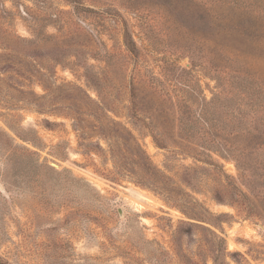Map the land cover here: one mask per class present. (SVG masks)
Masks as SVG:
<instances>
[{
  "label": "rangeland",
  "instance_id": "374dc122",
  "mask_svg": "<svg viewBox=\"0 0 264 264\" xmlns=\"http://www.w3.org/2000/svg\"><path fill=\"white\" fill-rule=\"evenodd\" d=\"M220 15L0 0L1 264H264V19L219 58Z\"/></svg>",
  "mask_w": 264,
  "mask_h": 264
},
{
  "label": "trees",
  "instance_id": "16d2710c",
  "mask_svg": "<svg viewBox=\"0 0 264 264\" xmlns=\"http://www.w3.org/2000/svg\"><path fill=\"white\" fill-rule=\"evenodd\" d=\"M213 1L216 3V6L219 7L220 10H222L223 14L226 16H219V25L216 26L217 28L215 29L216 31V36L221 39L227 40V43H221L216 46L217 50V55L219 58H222L225 54H231L232 52H237L238 54L242 53L235 48H233V45L235 44H243L244 46H256L259 42H256V38H254L253 35L250 33L253 32L254 26L251 24L250 20L251 18L257 19H264V0H199V6L206 7L207 2ZM132 8L135 11H138V8L136 6H132ZM175 10H179L177 7ZM237 16V14L242 17V20L244 22H240V29L237 31L239 25L237 24H232V20L234 17ZM235 16V17H236ZM247 20V24H246ZM262 21V20H261ZM174 22V20H173ZM235 37H237V42ZM238 44V45H240ZM132 51L131 49H129ZM238 56H233L232 59L236 58ZM231 60V59H230ZM222 71V70H218ZM224 72V71H223ZM220 98V97H219ZM152 132L154 133L153 139L155 141V144L162 147V148H167L169 144L165 142L162 138L163 133L159 129V127L155 126L153 124ZM179 150L184 152L185 150L187 153L192 151L191 153H195V150L193 151L192 148L189 146H177ZM232 151V150H230ZM196 155V154H195ZM244 167L245 164H244ZM146 181L149 182V184L156 190L158 191H164L165 189V182H161L160 180L156 179L152 174H146L145 175ZM243 194H241L242 196ZM238 196V195H237ZM236 196V197H237ZM237 199H240V196L237 197ZM241 200H237V203H240L243 208H247V206L243 203L240 202ZM216 238L220 241V243H224V240L218 236ZM226 253V250H224ZM2 260L0 259V264ZM6 264V263H5Z\"/></svg>",
  "mask_w": 264,
  "mask_h": 264
}]
</instances>
